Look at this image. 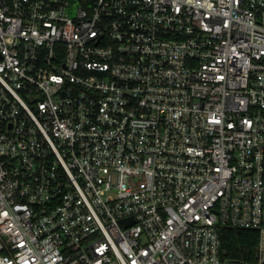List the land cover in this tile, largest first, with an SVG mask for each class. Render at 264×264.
<instances>
[{"label": "built area", "instance_id": "1", "mask_svg": "<svg viewBox=\"0 0 264 264\" xmlns=\"http://www.w3.org/2000/svg\"><path fill=\"white\" fill-rule=\"evenodd\" d=\"M0 264H264V0H0Z\"/></svg>", "mask_w": 264, "mask_h": 264}, {"label": "trees", "instance_id": "2", "mask_svg": "<svg viewBox=\"0 0 264 264\" xmlns=\"http://www.w3.org/2000/svg\"><path fill=\"white\" fill-rule=\"evenodd\" d=\"M220 237L224 258L253 260L258 242L256 230L222 227Z\"/></svg>", "mask_w": 264, "mask_h": 264}, {"label": "rangeland", "instance_id": "3", "mask_svg": "<svg viewBox=\"0 0 264 264\" xmlns=\"http://www.w3.org/2000/svg\"><path fill=\"white\" fill-rule=\"evenodd\" d=\"M77 8V5L74 3L73 5H72V11H75V9ZM73 14V13H72ZM74 15V14H73Z\"/></svg>", "mask_w": 264, "mask_h": 264}]
</instances>
